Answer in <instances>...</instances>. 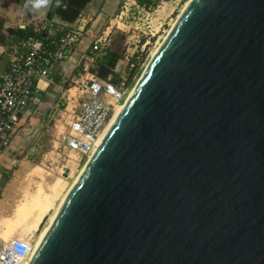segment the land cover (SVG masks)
<instances>
[{
  "label": "water",
  "instance_id": "95a60500",
  "mask_svg": "<svg viewBox=\"0 0 264 264\" xmlns=\"http://www.w3.org/2000/svg\"><path fill=\"white\" fill-rule=\"evenodd\" d=\"M26 264H264V0H188Z\"/></svg>",
  "mask_w": 264,
  "mask_h": 264
},
{
  "label": "built area",
  "instance_id": "2783aa9c",
  "mask_svg": "<svg viewBox=\"0 0 264 264\" xmlns=\"http://www.w3.org/2000/svg\"><path fill=\"white\" fill-rule=\"evenodd\" d=\"M129 1L108 20V24L92 32L90 45L82 49L79 48L81 39L89 33L85 25L83 29L80 27L81 21L85 23V20L67 24L49 16L34 20L35 33L11 46L9 61L0 77V152L8 145L20 115L36 101L37 82L41 79L50 82L53 72L80 50L79 72L69 75L70 85L61 88L64 101L61 105L57 102L54 108L61 107L64 130L58 137L62 146L87 159L91 156L111 121L115 102H120L129 90L131 69L142 60V52L149 43V39L145 40L141 52L133 55L128 69L120 74L118 85L105 82L91 72L92 66L110 49L114 32L127 26L128 11L143 9L135 0ZM21 2L23 8H30L29 0ZM59 3L52 0L53 6ZM35 244L33 239L19 236L2 241L0 264H26L36 249Z\"/></svg>",
  "mask_w": 264,
  "mask_h": 264
},
{
  "label": "rangeland",
  "instance_id": "374dc122",
  "mask_svg": "<svg viewBox=\"0 0 264 264\" xmlns=\"http://www.w3.org/2000/svg\"><path fill=\"white\" fill-rule=\"evenodd\" d=\"M126 1L130 3L129 0H117L115 8L112 9L103 8V3L99 5L98 2L91 12L84 15L90 18L89 23H93L94 26L91 27L95 30L101 29L108 24L112 16L124 8ZM187 1L159 0L149 8L139 10L132 8L128 11L126 18L128 24L124 30L114 32L109 49L116 50L120 56L114 68L116 73L121 74L123 70L128 69V62L133 59V55L141 52L142 43L147 39L149 43L145 46L142 60L130 80L132 83L129 85V90L120 102H116L115 108L121 107L142 73L150 53L167 34ZM96 2L97 0H92L89 6ZM151 33L154 35L152 36ZM100 59L101 57L93 65L91 72L95 73L94 70ZM78 72L79 67L75 68L72 74L76 75ZM66 78L62 79V88L70 85V78ZM61 91L56 95L55 100L59 105L64 101V98H61ZM60 108H48V110L46 108V113L40 117L38 132L40 140L44 143L36 156L29 158L25 163L17 162L10 169V174H7L8 184L3 192H0V241L19 236L37 242L61 199L88 160L86 156L70 152L62 146L58 137L64 130ZM13 168L14 173L11 171ZM49 200L50 204H48Z\"/></svg>",
  "mask_w": 264,
  "mask_h": 264
},
{
  "label": "crops",
  "instance_id": "0c3cea01",
  "mask_svg": "<svg viewBox=\"0 0 264 264\" xmlns=\"http://www.w3.org/2000/svg\"><path fill=\"white\" fill-rule=\"evenodd\" d=\"M22 0H0V21H2V28L0 30V35L3 37L0 38V77L3 74L7 63L11 54V46L17 41L13 38L14 35L6 34L4 35V30L7 28H22L24 29L26 26L32 25L35 19L24 17L25 8L22 6ZM92 1V0H91ZM91 1L83 8L80 16L74 22H66L61 20L58 16H53L57 21L67 23V24H75L76 22L84 19L85 20V28L89 29V33L81 39L79 44V48L89 46L91 43L90 35L92 32L96 31L94 29L93 23H89L90 18L84 15L85 13L91 12L94 9V6L103 3V8H115L117 4V0H97L96 4H92L89 6ZM30 8H28L30 13H33L37 18L43 19L48 17V12L52 6V0H29ZM103 28V27H102ZM80 59V50H77L75 53L71 55V57L66 60L61 68L57 69L53 72L51 76L50 86L45 91L42 99H36L29 104V106L25 109V111L20 115V120L13 131L12 137L5 146V148L0 152V192H3L4 187L8 184L7 174H10V169L15 165L13 163L15 158L17 162L21 163L26 160L29 161V158H33L36 156L39 148L43 146V143L39 138V132L35 133V136L29 141L28 146L23 149L21 147V141L24 137V134L27 130H29L33 125L40 123L43 114L46 113V108L54 109L57 102L56 95L60 92L62 86V79H65L67 76L71 75V71L75 68L80 67L79 63ZM93 69V66L92 68ZM67 77V78H68ZM66 78V79H67ZM55 88V90H54ZM54 90V92H53ZM52 94H56L55 97L51 96L52 99H49L47 96ZM23 143V142H22ZM18 163V164H19ZM11 171L14 173L15 169L13 168ZM11 173V174H12ZM13 237V236H12ZM2 241H0L1 243Z\"/></svg>",
  "mask_w": 264,
  "mask_h": 264
},
{
  "label": "trees",
  "instance_id": "16d2710c",
  "mask_svg": "<svg viewBox=\"0 0 264 264\" xmlns=\"http://www.w3.org/2000/svg\"><path fill=\"white\" fill-rule=\"evenodd\" d=\"M46 1V0H43ZM60 3L58 5L51 6L50 11L48 12L49 17L58 16L61 20L66 22H74L81 14L83 8L91 1V0H58ZM136 3L143 7L149 8L150 6L155 5L159 0H135ZM24 17L32 18L38 20L33 13H30L28 9L24 11ZM2 28V21H0V30ZM35 33L34 26L29 25L26 26L24 29L22 28H7L4 30V35L11 34L14 35L13 38L16 40L27 38ZM0 38L3 37L0 35ZM119 53L116 50H108L100 59L97 64V68L95 74L98 78L105 82H110L114 85L120 82V74L116 73L115 66L117 61L119 60ZM138 65L130 71L129 77V85L132 83L130 81L132 76L135 74ZM29 106V105H28Z\"/></svg>",
  "mask_w": 264,
  "mask_h": 264
},
{
  "label": "bare ground",
  "instance_id": "6f19581e",
  "mask_svg": "<svg viewBox=\"0 0 264 264\" xmlns=\"http://www.w3.org/2000/svg\"><path fill=\"white\" fill-rule=\"evenodd\" d=\"M187 2H188V1H187ZM187 2H186V3H187ZM186 3H185V5H186ZM172 25H173V24H172ZM167 32H168V31H167ZM165 36H166V35H165ZM165 36L163 37V39L165 38ZM163 39H162V40H163ZM162 40L157 44V46L155 47V49L150 53V55H149V59H148L147 63L149 62V60L151 59V57L154 55V53L156 52V50H157L158 47L160 46ZM147 63H146V65H147ZM146 65H145V66H146ZM122 104H123V103H122ZM115 105H117L116 102H115ZM121 107H122V105H121ZM121 107L119 106L118 108H115V110H114V114H113V116H112V118H111V121H110L109 125L107 126V129L109 128L110 124L112 123V121L114 120V118L116 117V115L118 114V112L120 111ZM107 129L105 130V133H106ZM105 133H104V134H105ZM104 134H103V135H104ZM87 161H88V160H87ZM87 161H86V163H87ZM86 163H85V164H86ZM84 166H85V165H84ZM84 166H83V168H84ZM83 168H82V169H83ZM82 169H81V171H82ZM81 171H80V172H81ZM79 174H80V173H79ZM79 174H78V176H79ZM78 176L75 178L74 182L76 181V179L78 178ZM74 182H73V183H74ZM72 185H73V184H72ZM72 185H71V187H72ZM71 187H70V188H71ZM70 188H69V190H70ZM69 190L66 192V194H65V195L63 196V198L61 199V201H60L58 207L56 208L55 212L53 213V215H52L51 218H50V222H49V224L46 226V228H45V229L43 230V232L41 233V235H40L38 241H37L36 244H35L36 247H37V245L39 244L40 240L42 239L43 235L45 234L46 230L48 229L49 225L51 224L53 218L55 217V215H56L58 209L60 208L61 204L63 203L65 197L67 196V194H68V192H69ZM54 196H55V195H54ZM50 203H51V202H50V200H49V201H48V204H50ZM18 209H19V208H18ZM21 210H22V209H21ZM17 212H18V211H17ZM20 213H21V211H20ZM20 213H18V214H20ZM5 233H6V232H5ZM4 236H5V235H4Z\"/></svg>",
  "mask_w": 264,
  "mask_h": 264
},
{
  "label": "flooded vegetation",
  "instance_id": "af4514ba",
  "mask_svg": "<svg viewBox=\"0 0 264 264\" xmlns=\"http://www.w3.org/2000/svg\"><path fill=\"white\" fill-rule=\"evenodd\" d=\"M54 90H55V88H54ZM54 90H53V92H54ZM55 91H56V90H55ZM55 95H56V94H55ZM55 95H54V94H52V95H50V96H47V97H48L49 99H52V98H51V96H52V97H53V96L55 97Z\"/></svg>",
  "mask_w": 264,
  "mask_h": 264
},
{
  "label": "clouds",
  "instance_id": "9594fccd",
  "mask_svg": "<svg viewBox=\"0 0 264 264\" xmlns=\"http://www.w3.org/2000/svg\"><path fill=\"white\" fill-rule=\"evenodd\" d=\"M3 259V257L2 256H0V260H2Z\"/></svg>",
  "mask_w": 264,
  "mask_h": 264
}]
</instances>
